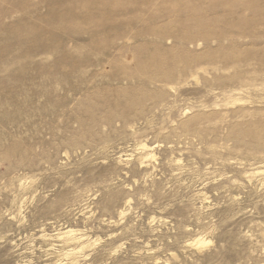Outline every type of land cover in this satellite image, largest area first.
<instances>
[{
	"label": "rangeland",
	"instance_id": "1",
	"mask_svg": "<svg viewBox=\"0 0 264 264\" xmlns=\"http://www.w3.org/2000/svg\"><path fill=\"white\" fill-rule=\"evenodd\" d=\"M0 264H264V0H0Z\"/></svg>",
	"mask_w": 264,
	"mask_h": 264
},
{
	"label": "bare ground",
	"instance_id": "2",
	"mask_svg": "<svg viewBox=\"0 0 264 264\" xmlns=\"http://www.w3.org/2000/svg\"><path fill=\"white\" fill-rule=\"evenodd\" d=\"M68 233V232H67ZM70 235V234H69ZM76 237V236H75Z\"/></svg>",
	"mask_w": 264,
	"mask_h": 264
}]
</instances>
